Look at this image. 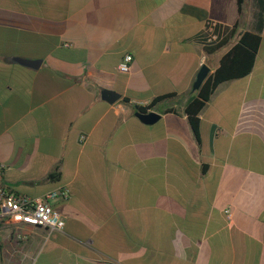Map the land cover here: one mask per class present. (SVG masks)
Returning a JSON list of instances; mask_svg holds the SVG:
<instances>
[{"label": "crops", "instance_id": "1", "mask_svg": "<svg viewBox=\"0 0 264 264\" xmlns=\"http://www.w3.org/2000/svg\"><path fill=\"white\" fill-rule=\"evenodd\" d=\"M242 2L0 0L2 182L71 190L53 201L62 230L0 221V264H264V0ZM260 11L252 71L217 86L196 135L201 67L258 32ZM209 19L226 40L212 53Z\"/></svg>", "mask_w": 264, "mask_h": 264}, {"label": "built area", "instance_id": "2", "mask_svg": "<svg viewBox=\"0 0 264 264\" xmlns=\"http://www.w3.org/2000/svg\"><path fill=\"white\" fill-rule=\"evenodd\" d=\"M224 27L218 20L209 19L206 21L201 37L205 46H214L221 42ZM133 56L126 54L120 61L118 68L123 72H130ZM148 104H145L147 106ZM87 139L86 135L81 136V141ZM6 168L5 164H0V221H9L18 224H29L32 226H42L50 230H62L65 226L64 216L54 208L53 201L61 198L68 199L71 190L68 185L51 189L39 197L15 192L7 188L2 182V176ZM228 217L231 218V210H227ZM19 237H22L19 234Z\"/></svg>", "mask_w": 264, "mask_h": 264}, {"label": "trees", "instance_id": "3", "mask_svg": "<svg viewBox=\"0 0 264 264\" xmlns=\"http://www.w3.org/2000/svg\"><path fill=\"white\" fill-rule=\"evenodd\" d=\"M242 1L238 0L240 11L243 4ZM262 11H260L257 17L259 22L258 32L246 31L243 33L239 41L223 55L217 69L204 80L198 89L197 97L187 105L185 111L196 135L199 136L200 112L209 101L217 86L222 82L247 76L252 71L261 43V35L259 32L262 30L263 25ZM223 41L225 42L226 40L224 39L214 46H206V51L208 53L214 52L224 43ZM169 96L171 95L162 96L159 99ZM138 108L140 111H146V107Z\"/></svg>", "mask_w": 264, "mask_h": 264}, {"label": "water", "instance_id": "4", "mask_svg": "<svg viewBox=\"0 0 264 264\" xmlns=\"http://www.w3.org/2000/svg\"><path fill=\"white\" fill-rule=\"evenodd\" d=\"M18 59L22 64L31 66V67H38L41 63V60L25 59L21 57ZM209 73H210V67L207 64H204L198 73L197 79L194 84V90H198L201 87L204 80L209 76ZM103 97L107 99L109 102L113 103L117 101L118 99H120L121 96L116 91L104 90ZM136 115L147 123H153V122H156L158 119H160V114L154 111L143 112V111L138 110L136 112Z\"/></svg>", "mask_w": 264, "mask_h": 264}]
</instances>
